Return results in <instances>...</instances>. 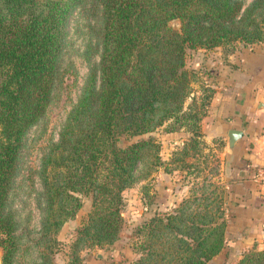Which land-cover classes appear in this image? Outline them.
Segmentation results:
<instances>
[{"label":"trees","instance_id":"16d2710c","mask_svg":"<svg viewBox=\"0 0 264 264\" xmlns=\"http://www.w3.org/2000/svg\"><path fill=\"white\" fill-rule=\"evenodd\" d=\"M100 5L98 74H91L40 162L43 213L38 264L61 227L90 198L74 246L112 245L122 226L121 192L146 179L158 162V143L117 142L162 127L196 148L202 98L192 82L200 69L184 65L185 48L210 49L236 40L264 44V0L238 17L236 0H0V249L1 264L17 250L15 220L7 209L27 130L50 102L70 14L87 2ZM262 9L260 19L251 13ZM179 19L174 30L168 26ZM198 102V104H197ZM184 127V130H179ZM147 153L148 165L143 163ZM192 195L202 209L178 205L143 223L133 264H206L224 244L225 219L216 190ZM201 204L200 202H198ZM73 249V248H72ZM71 264H82L73 257ZM234 264H264V249H251Z\"/></svg>","mask_w":264,"mask_h":264},{"label":"rangeland","instance_id":"374dc122","mask_svg":"<svg viewBox=\"0 0 264 264\" xmlns=\"http://www.w3.org/2000/svg\"><path fill=\"white\" fill-rule=\"evenodd\" d=\"M236 1L240 3V17L254 0ZM100 8L96 1L87 2L70 14L64 45L57 61L50 102L44 115L23 137L19 168L7 202V209L15 220L18 242L11 264H38L40 261L38 252L42 249V244L39 240V228L44 205L39 180L40 162L51 145L57 141L66 117L77 102L88 77L98 74ZM261 13L263 10L258 8L251 16L260 19ZM168 26L178 30L179 19L170 20ZM249 45L252 44L236 40L210 49L185 48L184 65L187 69L202 64V68L195 74L196 80L191 84L194 96L203 99L205 110L198 121L199 137L195 138L198 140L196 148L191 149L187 145L188 154L181 156L182 147L191 137V133L185 131L184 127L179 129L185 131L181 138L175 132H165L162 127L141 135L121 136L117 142L120 147L152 138L158 143V162L151 168L146 179L121 192L122 226L114 244L92 248L87 245L71 246L76 239L80 221L90 208V198L82 197V206L75 217L67 221L56 235L57 244L50 253L53 264H71L73 257H77V263L80 260L82 264H133L138 257L137 242L141 237L143 223L156 213L172 212L181 204L187 210L202 209V204L205 203L203 200L191 201L190 198L198 195L201 190L208 195V192L216 190L221 198L222 216L225 219L223 247L206 264H234L243 253L251 249H264V234L249 238L242 235L243 238L241 233L238 234L232 228L234 214L229 211L225 200V183L227 185L229 181L235 180V174L230 172L229 159L223 155L222 141L204 137V116L209 108L212 89L207 82V66L205 68L203 63H208L210 55L216 51L226 57L236 49ZM150 161L149 155L145 153L144 166Z\"/></svg>","mask_w":264,"mask_h":264},{"label":"crops","instance_id":"0c3cea01","mask_svg":"<svg viewBox=\"0 0 264 264\" xmlns=\"http://www.w3.org/2000/svg\"><path fill=\"white\" fill-rule=\"evenodd\" d=\"M211 55L208 63L202 62L212 89L204 116V137L223 143V155L235 174V180L225 183V200L234 214L232 228L249 238L264 234V198L255 191L252 180L264 159V44L241 47L226 57L218 51ZM230 129L242 134L227 153Z\"/></svg>","mask_w":264,"mask_h":264},{"label":"built area","instance_id":"2783aa9c","mask_svg":"<svg viewBox=\"0 0 264 264\" xmlns=\"http://www.w3.org/2000/svg\"><path fill=\"white\" fill-rule=\"evenodd\" d=\"M255 191L259 196L264 198V159L262 163L256 168L252 177Z\"/></svg>","mask_w":264,"mask_h":264},{"label":"water","instance_id":"95a60500","mask_svg":"<svg viewBox=\"0 0 264 264\" xmlns=\"http://www.w3.org/2000/svg\"><path fill=\"white\" fill-rule=\"evenodd\" d=\"M264 107V105H262ZM241 131L237 129H230L226 134V152L231 153L234 144L240 139Z\"/></svg>","mask_w":264,"mask_h":264}]
</instances>
